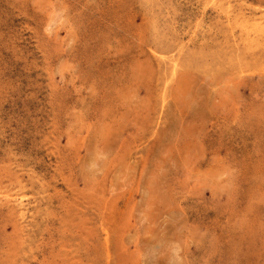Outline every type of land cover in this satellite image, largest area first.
<instances>
[{
	"label": "rangeland",
	"instance_id": "rangeland-1",
	"mask_svg": "<svg viewBox=\"0 0 264 264\" xmlns=\"http://www.w3.org/2000/svg\"><path fill=\"white\" fill-rule=\"evenodd\" d=\"M0 264H264V0H0Z\"/></svg>",
	"mask_w": 264,
	"mask_h": 264
},
{
	"label": "bare ground",
	"instance_id": "bare-ground-1",
	"mask_svg": "<svg viewBox=\"0 0 264 264\" xmlns=\"http://www.w3.org/2000/svg\"><path fill=\"white\" fill-rule=\"evenodd\" d=\"M222 6H223V5H221V7H222ZM226 6H227V5H226ZM224 7H225V6H224ZM224 7H223V8H224ZM226 10H227V9H226ZM229 16H231V15L229 14ZM229 16H228V17H229ZM226 18H227V17H226ZM231 18H232V17H231ZM231 18H230V19H231ZM230 19H229V20H230ZM232 19H233V18H232ZM226 20H227V19H226ZM229 24H230V23H229ZM169 61H170V60H169ZM170 63H171V62H170ZM165 65H166V63H165ZM166 68H167V67H166Z\"/></svg>",
	"mask_w": 264,
	"mask_h": 264
}]
</instances>
